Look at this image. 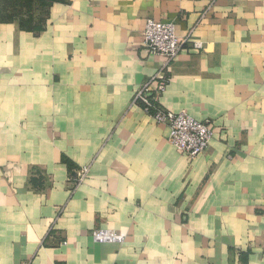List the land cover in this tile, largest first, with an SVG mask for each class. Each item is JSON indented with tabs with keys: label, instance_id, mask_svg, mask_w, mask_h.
<instances>
[{
	"label": "crops",
	"instance_id": "1",
	"mask_svg": "<svg viewBox=\"0 0 264 264\" xmlns=\"http://www.w3.org/2000/svg\"><path fill=\"white\" fill-rule=\"evenodd\" d=\"M148 19L192 37L160 103L195 159L133 105ZM0 264H264V0H0Z\"/></svg>",
	"mask_w": 264,
	"mask_h": 264
},
{
	"label": "built area",
	"instance_id": "2",
	"mask_svg": "<svg viewBox=\"0 0 264 264\" xmlns=\"http://www.w3.org/2000/svg\"><path fill=\"white\" fill-rule=\"evenodd\" d=\"M143 44L150 55L164 58V68L146 81L135 93L133 105H139L158 124L170 128V143L176 150L189 159H195L206 153L214 132L209 121H200L186 112H174L164 109L160 98L170 82V64L179 56L183 47L192 40L189 35L180 37L174 22H162L148 19L143 30ZM194 48L201 50L204 43L194 42ZM89 173L87 167L78 172L73 183L81 185ZM98 242H123L124 238L117 233L100 229L93 233Z\"/></svg>",
	"mask_w": 264,
	"mask_h": 264
},
{
	"label": "trees",
	"instance_id": "3",
	"mask_svg": "<svg viewBox=\"0 0 264 264\" xmlns=\"http://www.w3.org/2000/svg\"><path fill=\"white\" fill-rule=\"evenodd\" d=\"M28 3H32L34 1H39L40 3L43 2L44 4L46 3V0H26Z\"/></svg>",
	"mask_w": 264,
	"mask_h": 264
},
{
	"label": "rangeland",
	"instance_id": "4",
	"mask_svg": "<svg viewBox=\"0 0 264 264\" xmlns=\"http://www.w3.org/2000/svg\"><path fill=\"white\" fill-rule=\"evenodd\" d=\"M35 2H37L38 4H39V1H35ZM36 5V4H35ZM37 14V13H36Z\"/></svg>",
	"mask_w": 264,
	"mask_h": 264
}]
</instances>
